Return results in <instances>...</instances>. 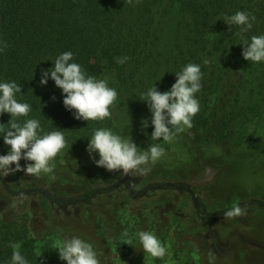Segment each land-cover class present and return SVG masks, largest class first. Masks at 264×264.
Instances as JSON below:
<instances>
[{
    "label": "rangeland",
    "instance_id": "obj_1",
    "mask_svg": "<svg viewBox=\"0 0 264 264\" xmlns=\"http://www.w3.org/2000/svg\"><path fill=\"white\" fill-rule=\"evenodd\" d=\"M241 78L237 68L229 70L220 92L234 101L216 108L220 92L201 82L193 127L171 143L152 140L142 120L130 131L111 130L139 152L153 144L165 149L146 175L97 167L87 148L62 149L50 174L0 175L1 225L26 220L38 251L50 244L59 252L57 241L79 237L92 244L100 264H264V93L250 87L239 93ZM103 80L118 86L107 68ZM9 150L0 133V155ZM236 205L246 215L225 218ZM140 231L166 247L163 259L143 250ZM128 239L132 245L123 243Z\"/></svg>",
    "mask_w": 264,
    "mask_h": 264
},
{
    "label": "trees",
    "instance_id": "obj_2",
    "mask_svg": "<svg viewBox=\"0 0 264 264\" xmlns=\"http://www.w3.org/2000/svg\"><path fill=\"white\" fill-rule=\"evenodd\" d=\"M238 11L256 17L252 29L243 34L249 43L252 36L264 35V0H132L130 4L126 0H0V47L8 45L0 51V83L21 85L16 99L31 106L29 115L17 122L40 121V135L63 131L67 150L87 148L95 130L130 131L140 120L148 121L152 133V113L142 101L144 95L154 86L160 92L170 90L175 73L190 63L201 66V82L211 90L222 92L225 76L235 67L243 73L236 86L239 93L250 88L264 93V61L245 60L240 26L223 21ZM69 51L74 54L70 62L97 80H103L105 68L116 74L118 96L111 118L77 120L75 110L65 108L64 94L53 80L40 84L42 70L54 67L55 59ZM117 57L130 59L120 65ZM205 59L210 63L205 65ZM221 92L215 108L233 100ZM258 104L252 99V110ZM234 108L240 110L236 104ZM10 119L8 113L0 115L5 127ZM36 240L29 235L26 220L0 223V264H11V244L20 246L29 264H67L50 244L38 251Z\"/></svg>",
    "mask_w": 264,
    "mask_h": 264
},
{
    "label": "clouds",
    "instance_id": "obj_3",
    "mask_svg": "<svg viewBox=\"0 0 264 264\" xmlns=\"http://www.w3.org/2000/svg\"><path fill=\"white\" fill-rule=\"evenodd\" d=\"M132 3V0H126ZM256 20L254 15L238 11L232 16H226L224 22L229 26H240V35L244 45L242 56L251 62L264 61V35L252 36L251 42L243 35L253 27ZM230 30V27H229ZM7 44L0 47L3 51ZM74 54L65 52L59 55L54 62V67L42 70L40 84L47 85L49 78L55 82L56 87L64 94L63 104L69 111L75 110L73 115L77 120L97 121L111 118V108L115 106L118 93L108 87L106 80H97L88 75L82 67L73 61ZM129 57H117L116 63L123 65ZM205 65L210 61L205 59ZM176 82L171 89L160 92L154 86L144 95L142 101L148 103L152 113L151 125L154 131L152 140L163 139L171 143L177 134L185 131V128L193 127L192 120L200 111L199 100L196 93L202 89L203 72L198 64H188L182 71L175 73ZM22 92V86L16 82L0 83V115L8 113L10 121L5 127L0 123V133L3 134L4 143L10 146L6 155H0V175L6 176L14 172H23L25 175L39 177L41 173L50 174L55 165L51 164L55 157L66 147V139L63 131L43 133L40 121L28 119L23 124L17 122L19 117H27L31 112V106L18 102L16 94ZM55 100V97L52 98ZM144 128L149 126L148 121H143ZM87 151L97 167L105 168L109 172L122 171L124 175H146L151 166L165 155V149L158 144L150 145L143 152L138 151L137 144L131 140H125L121 136L113 134L108 129L94 131ZM99 154L97 160L95 154ZM25 161L22 166L21 161ZM246 215L239 206H234L224 213L225 218L232 219ZM127 235V233H125ZM143 250L154 258L163 259L167 249L161 241L152 233L140 231L138 233ZM123 243L132 245L128 239ZM13 255L11 264H29L26 258L18 250V244H11ZM53 248L58 249L59 258L67 264H100L97 252L91 243L79 237L57 241ZM42 256V254H39ZM210 261L215 257L209 254Z\"/></svg>",
    "mask_w": 264,
    "mask_h": 264
},
{
    "label": "water",
    "instance_id": "obj_4",
    "mask_svg": "<svg viewBox=\"0 0 264 264\" xmlns=\"http://www.w3.org/2000/svg\"><path fill=\"white\" fill-rule=\"evenodd\" d=\"M22 192V191H21Z\"/></svg>",
    "mask_w": 264,
    "mask_h": 264
}]
</instances>
